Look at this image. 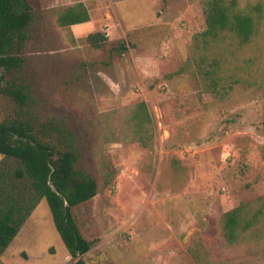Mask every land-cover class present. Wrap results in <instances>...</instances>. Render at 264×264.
I'll return each instance as SVG.
<instances>
[{"label": "rangeland", "instance_id": "374dc122", "mask_svg": "<svg viewBox=\"0 0 264 264\" xmlns=\"http://www.w3.org/2000/svg\"><path fill=\"white\" fill-rule=\"evenodd\" d=\"M201 1L29 0L33 22L14 80L29 86L36 119L73 134L76 168L97 182L96 195L71 209L93 243L84 264H196L189 253L196 241L212 262L264 264V251L229 247L219 222L264 194V72L221 103L187 75H173L205 28ZM79 2L89 21L59 27L57 11ZM140 101L154 125L148 149L125 136L122 122ZM18 113L0 94V122ZM102 157L118 170L104 189ZM6 163L0 155V166ZM0 261L73 264L45 199Z\"/></svg>", "mask_w": 264, "mask_h": 264}, {"label": "trees", "instance_id": "16d2710c", "mask_svg": "<svg viewBox=\"0 0 264 264\" xmlns=\"http://www.w3.org/2000/svg\"><path fill=\"white\" fill-rule=\"evenodd\" d=\"M201 11L205 28L192 36L188 55L173 75H187L200 94L221 103L237 86L252 87L264 72V0H202ZM55 19L59 27L68 28L88 22L89 13L79 2L59 9ZM32 22L29 0H0V94L19 109L15 119L0 122V155L7 161L0 166V253L45 199L73 264H84L82 257L93 243L82 236L71 209L96 195L97 182L76 168L73 134L54 121L36 119L30 112L29 86L14 80L24 63L22 51ZM122 122L130 141L151 147L154 125L144 102L126 108ZM172 166L181 169L179 161L173 160ZM99 174L101 188H109L118 170L102 157ZM219 222L229 247L251 254L264 251V194L224 212ZM189 253L196 264H225L212 262L200 241Z\"/></svg>", "mask_w": 264, "mask_h": 264}]
</instances>
